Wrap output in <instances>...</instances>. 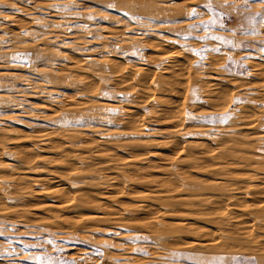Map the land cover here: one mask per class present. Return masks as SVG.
<instances>
[{
	"label": "rangeland",
	"instance_id": "obj_1",
	"mask_svg": "<svg viewBox=\"0 0 264 264\" xmlns=\"http://www.w3.org/2000/svg\"><path fill=\"white\" fill-rule=\"evenodd\" d=\"M262 15L0 0V264H264Z\"/></svg>",
	"mask_w": 264,
	"mask_h": 264
},
{
	"label": "bare ground",
	"instance_id": "obj_2",
	"mask_svg": "<svg viewBox=\"0 0 264 264\" xmlns=\"http://www.w3.org/2000/svg\"><path fill=\"white\" fill-rule=\"evenodd\" d=\"M111 61V60H110ZM176 77V76H175ZM173 81V80H172ZM89 85V84H88ZM148 86V85H147ZM147 90V89H146ZM148 90H150V88L148 89ZM158 100H160V99H158ZM177 105H179V104H177ZM177 108V107H176ZM174 112V111H173ZM174 114V113H173ZM135 118H137V117H135ZM133 119H134V117H133ZM135 120V119H134ZM129 122V121H128ZM22 177H24V176H22ZM36 181V180H35ZM66 187V186H65ZM54 193H55V191L54 190H52ZM57 191V190H56ZM45 192V191H44ZM49 192H51V191H49ZM49 192H47L46 191V193H49ZM53 192L51 193V194H53ZM57 192H59V191H57ZM65 192V191H64ZM50 194V193H49ZM57 195V194H56ZM55 196V195H54ZM61 196V195H60ZM66 196V195H65ZM70 196V195H69ZM55 197H58V196H55ZM62 197H63V195H62ZM68 201H70V200H68ZM67 202V201H66ZM71 202V201H70ZM59 204V203H58ZM52 207V206H51Z\"/></svg>",
	"mask_w": 264,
	"mask_h": 264
},
{
	"label": "snow or ice",
	"instance_id": "obj_3",
	"mask_svg": "<svg viewBox=\"0 0 264 264\" xmlns=\"http://www.w3.org/2000/svg\"><path fill=\"white\" fill-rule=\"evenodd\" d=\"M249 2V0H245V3L247 4ZM210 6V5H209ZM260 22L261 23H264V15L261 16V19H260Z\"/></svg>",
	"mask_w": 264,
	"mask_h": 264
},
{
	"label": "built area",
	"instance_id": "obj_4",
	"mask_svg": "<svg viewBox=\"0 0 264 264\" xmlns=\"http://www.w3.org/2000/svg\"><path fill=\"white\" fill-rule=\"evenodd\" d=\"M224 24L227 25V21H224Z\"/></svg>",
	"mask_w": 264,
	"mask_h": 264
}]
</instances>
